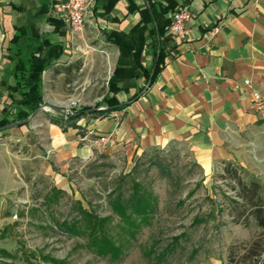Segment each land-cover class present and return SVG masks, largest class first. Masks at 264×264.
Wrapping results in <instances>:
<instances>
[{
  "label": "crops",
  "instance_id": "obj_1",
  "mask_svg": "<svg viewBox=\"0 0 264 264\" xmlns=\"http://www.w3.org/2000/svg\"><path fill=\"white\" fill-rule=\"evenodd\" d=\"M49 2L47 15L60 20L65 32L50 34L63 42L64 51L43 71L45 104L56 106L73 96L70 87L79 64L89 72L101 71L109 62L111 71L97 97V103L102 102L105 95H112L108 80L121 53L107 34L117 32L123 42L133 41L140 33L144 39L139 62L130 63L132 71L122 82L128 88L116 93L118 101L127 104L111 110H105L104 104L89 107L68 121L43 108L28 123L0 130L3 140L27 142L33 157H42L40 170L52 174L62 186L67 183L64 172L70 162L92 158L95 152L111 157L121 151L131 158L146 148L179 142L208 172L214 163L242 162L250 150L263 148L264 119L251 109V100L254 91L264 97V0H116L108 12L95 9L96 0H88L84 29L74 36L57 14V0ZM28 7L24 0H0V111L7 102L3 80L12 81L5 48L14 23ZM180 8L190 13L185 41L173 34L168 37L166 30L171 13ZM40 26L44 31L53 28L46 21ZM159 54L163 59L151 79ZM133 55V48L125 50L127 60ZM30 131L37 139L29 137ZM100 136L106 139L100 141ZM198 264L228 262L211 256Z\"/></svg>",
  "mask_w": 264,
  "mask_h": 264
},
{
  "label": "rangeland",
  "instance_id": "obj_2",
  "mask_svg": "<svg viewBox=\"0 0 264 264\" xmlns=\"http://www.w3.org/2000/svg\"><path fill=\"white\" fill-rule=\"evenodd\" d=\"M24 1L30 7L39 3ZM81 65L73 73V96H66L56 106L72 110L97 107V97L104 87L101 82L110 73L111 65L107 62L101 71L90 73ZM48 112L56 113L50 109ZM31 125L36 129L35 122ZM29 135L37 139L31 131ZM1 137L0 264H51L48 258L64 259L68 264H198L211 256L227 261L232 244L237 245L238 259L243 250L240 243L259 232L253 220L247 227L234 221L231 199H238V176L245 181L254 176L264 184V146L250 150L242 162L214 163L208 172L179 142L149 147L131 158L121 151L111 157L95 152L92 158L70 162L69 170L64 172L67 183L62 186L52 174L40 170L42 157H33L34 151L27 142ZM129 171L155 194L158 208L150 223L143 224L130 242L121 239L123 253L112 259L97 254L85 236L70 234L58 223L77 215L76 201L80 200L88 210L110 217L108 228L118 241L124 232L107 196L120 176ZM56 188L63 191L56 192ZM196 215L205 220L192 223ZM175 237L178 240L173 254H167L163 262H152L149 248L153 253L164 251ZM194 250L195 254L189 257Z\"/></svg>",
  "mask_w": 264,
  "mask_h": 264
},
{
  "label": "trees",
  "instance_id": "obj_3",
  "mask_svg": "<svg viewBox=\"0 0 264 264\" xmlns=\"http://www.w3.org/2000/svg\"><path fill=\"white\" fill-rule=\"evenodd\" d=\"M116 0H107L104 4L96 0L95 9L101 7L108 12ZM49 0H40L36 7L24 8L21 20L14 23V33L9 39L5 48L6 57L10 62L9 77L11 82L3 80L7 93V102L0 111V130L14 121L25 120L29 115L43 103L42 74L46 66L57 60L64 51V44L61 40H53L51 33L57 32L63 35L65 29L63 23L49 15ZM46 21L53 28L51 31H44L40 24ZM143 27L137 31L141 32ZM137 29V28H136ZM168 31V27L166 29ZM154 33V30H149ZM164 30H159L163 33ZM113 34H115L113 36ZM119 33L111 31L107 38L118 44L121 53L117 66L113 70L108 80V90L112 95H105L102 102L97 106L104 104L105 110H111L127 104L119 102L116 93L121 89H127V85L122 84L132 71L130 63H138L140 52L144 44L142 33L138 34L133 41H121ZM168 37L171 33L168 31ZM134 49V55L129 60L125 58V50ZM163 59L158 55V61L153 70L151 79L157 72V67ZM129 63V65H127ZM138 92L133 94L131 99L137 97ZM89 107H79L68 113L66 120L80 117L88 111ZM28 123L25 122L23 124ZM156 162V161H155ZM230 164L231 161L225 162ZM159 166L164 167L158 162ZM236 189L238 199H231L233 202L234 221L249 226L250 220H253L259 228V232L252 235L249 240L242 241L240 244L243 250L239 252L236 259V244L228 248V264H264V184L257 178H251L245 181L242 177L236 178ZM56 192L63 191L56 188ZM108 204L112 212L118 216L120 226L124 234H121L119 240L108 228L110 223L109 216H100L85 208L80 200H77V215L70 220H64L58 225L66 232L74 235H82L87 238V244L97 254L110 256L112 259L119 258L123 253V242H130V238L135 237L136 232L143 224L150 223L158 208V199L155 194L144 187L140 181L132 177L131 171L124 173L118 179L117 184L110 189L107 196ZM205 220L196 215L192 223H199ZM175 242L170 243L164 251L153 253L149 248L147 251L152 262H163L167 254H173L176 249L177 237ZM192 251L189 257L195 254ZM154 254V255H153ZM51 264H68L64 259L48 258Z\"/></svg>",
  "mask_w": 264,
  "mask_h": 264
},
{
  "label": "built area",
  "instance_id": "obj_4",
  "mask_svg": "<svg viewBox=\"0 0 264 264\" xmlns=\"http://www.w3.org/2000/svg\"><path fill=\"white\" fill-rule=\"evenodd\" d=\"M88 0H57L55 9L58 16L66 21L70 27V35H77L82 33L85 24V9ZM190 19V13L187 9H176L171 13L168 30L171 34L175 35L179 40H187L189 38V28L187 22ZM90 47V46H88ZM92 48V47H90ZM94 49V48H92ZM247 85L249 80L244 81ZM251 109L264 118V97L254 91L252 93ZM69 112L72 109H68ZM106 138L100 136V141Z\"/></svg>",
  "mask_w": 264,
  "mask_h": 264
},
{
  "label": "water",
  "instance_id": "obj_5",
  "mask_svg": "<svg viewBox=\"0 0 264 264\" xmlns=\"http://www.w3.org/2000/svg\"><path fill=\"white\" fill-rule=\"evenodd\" d=\"M43 108H47V109L53 110L54 112L61 114L65 118L68 116V113H69L68 109H66V108H62V107H58V106L42 103V104L39 105V107L36 110H34L29 115V117L27 119L21 120V121H14V122L10 123L9 125L23 124V123L29 121L36 114L37 111H39L40 109H43Z\"/></svg>",
  "mask_w": 264,
  "mask_h": 264
}]
</instances>
